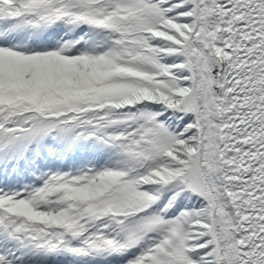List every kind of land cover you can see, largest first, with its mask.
I'll return each instance as SVG.
<instances>
[{
	"label": "snow or ice",
	"instance_id": "snow-or-ice-1",
	"mask_svg": "<svg viewBox=\"0 0 264 264\" xmlns=\"http://www.w3.org/2000/svg\"><path fill=\"white\" fill-rule=\"evenodd\" d=\"M0 264H264V0H0Z\"/></svg>",
	"mask_w": 264,
	"mask_h": 264
}]
</instances>
